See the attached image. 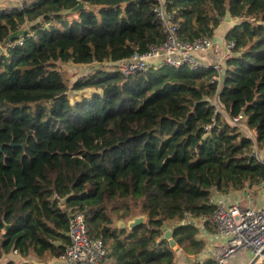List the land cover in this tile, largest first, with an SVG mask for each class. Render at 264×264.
I'll return each instance as SVG.
<instances>
[{"label": "trees", "instance_id": "16d2710c", "mask_svg": "<svg viewBox=\"0 0 264 264\" xmlns=\"http://www.w3.org/2000/svg\"><path fill=\"white\" fill-rule=\"evenodd\" d=\"M82 1L88 7L70 14L55 12L78 0L0 8V44L27 29L22 43L0 50V258L61 256L81 211L108 250L102 264H176L165 226L186 253L200 254V228L185 217L204 218L215 232L214 193L264 182L255 151L264 147V0L170 1L184 41L238 19L225 35L236 45L218 92L206 66L128 76L101 67L72 81L68 62L120 60L167 37L156 0ZM71 91L85 93L72 99ZM240 114L252 136L229 120ZM140 214L134 228L118 226Z\"/></svg>", "mask_w": 264, "mask_h": 264}, {"label": "built area", "instance_id": "2783aa9c", "mask_svg": "<svg viewBox=\"0 0 264 264\" xmlns=\"http://www.w3.org/2000/svg\"><path fill=\"white\" fill-rule=\"evenodd\" d=\"M171 0H156L155 11L162 20L166 32V40L159 46H152L147 52H134L131 56L116 61L97 62L93 64L105 65L102 67H114L122 74L128 76L144 71L153 66L168 65L181 68L189 65L192 68L200 66L212 67L216 70L211 81L217 82V92L223 81L225 59L233 52L236 45L234 40H226L222 61L205 64L199 58V54L207 53L214 46L213 37H201L195 41H184L178 33V24L175 21V13L169 8ZM24 37L14 40L12 45L22 43ZM217 93L214 103L217 110L221 111L217 102ZM242 114L229 118L239 126ZM209 129V126L206 127ZM249 136H252L246 131ZM264 184V182H263ZM210 202L216 205L211 217L217 226L218 233L223 238V244L216 246L215 258L217 264H227L229 260L243 250L252 252V260L257 257L256 264H264V205L253 207L242 205L240 202H226L223 198L211 197ZM194 218L187 215L183 223L198 224ZM69 236L71 241L61 255L64 264H102L108 250L101 237L91 236L88 230L85 215L76 211L71 215L69 224Z\"/></svg>", "mask_w": 264, "mask_h": 264}, {"label": "crops", "instance_id": "0c3cea01", "mask_svg": "<svg viewBox=\"0 0 264 264\" xmlns=\"http://www.w3.org/2000/svg\"><path fill=\"white\" fill-rule=\"evenodd\" d=\"M40 0H0L1 9L10 8H23L29 6ZM225 22L218 26L216 33L213 36L214 46L207 53L199 54V58L205 64H211L214 62L222 61V54L224 52L225 35L227 30L234 25V20L231 17H226ZM256 149V148H255ZM258 156L264 160V147L260 149ZM247 192V195L244 194ZM216 197L223 198L226 202H240L242 205L262 207L264 205V184L255 189H248L247 191H232L229 194H223L220 192L214 193ZM263 196L259 204H255L256 195ZM246 203V204H243ZM128 221V220H125ZM197 226L200 228L199 238L204 239L206 245L202 253L197 255H191L186 253L181 247L176 245L177 260L176 264H195L196 261H204L207 258H215L216 246L223 244V238L218 233V229L215 232L210 231L205 226L204 218H197ZM214 224V223H213ZM215 225V224H214ZM36 261L44 262L45 264H64V260L61 256L55 257L50 255H43L42 258L35 255L23 256L17 250L5 254L0 258V264H35ZM227 264H252V252L249 250H243L235 257L231 258Z\"/></svg>", "mask_w": 264, "mask_h": 264}, {"label": "water", "instance_id": "95a60500", "mask_svg": "<svg viewBox=\"0 0 264 264\" xmlns=\"http://www.w3.org/2000/svg\"><path fill=\"white\" fill-rule=\"evenodd\" d=\"M86 7H88V5L85 2H83L82 0H78V3L75 6L70 7V8H64V9L58 10L55 13H58V14L76 13L79 10H81L83 8H86ZM26 33H27V29L26 28H22L20 30L12 32L0 44V50H2L3 46H5L6 44H9L10 42H13L14 40L19 39L20 37L24 36ZM12 144H14V143H12ZM244 194L247 195V192H244ZM66 200H67V196L62 199V202H65ZM145 218H146L145 214H140V215H136V216L132 217L128 221L120 219V220H118V226L122 227V228L128 227V228L132 229L136 225L143 223ZM163 231H164V234L162 235L161 238H165V239L169 240L171 247H176L177 243H176V240L173 237L172 229L170 227L165 226L163 228ZM256 261H257V257L252 260V264H256ZM35 264H45V263L41 262V261H36Z\"/></svg>", "mask_w": 264, "mask_h": 264}, {"label": "rangeland", "instance_id": "374dc122", "mask_svg": "<svg viewBox=\"0 0 264 264\" xmlns=\"http://www.w3.org/2000/svg\"><path fill=\"white\" fill-rule=\"evenodd\" d=\"M224 19H222V23L225 22ZM233 20H234V23L236 21H238V19H236V18H234ZM102 66H105V65H98V64H80L79 65V64H74L72 62H68L67 64H64V67L67 70V74L69 75V77H71L72 81H75L76 79H78L80 77L94 73V72L100 70ZM111 68H113V67L112 66L106 67V68H104V70H109ZM83 93H85V91H82V92L71 91L70 96L72 99H76V98H80ZM242 126H244V125L242 124ZM244 128H245V130H243L244 132L245 131H247L249 133L251 132V130L249 128H247L246 126H244ZM260 149L261 148L255 149L256 154L260 153ZM262 198H263V196L257 194L255 196V200H253V201H255L254 203L257 205L261 202ZM243 204H246V203H243Z\"/></svg>", "mask_w": 264, "mask_h": 264}]
</instances>
